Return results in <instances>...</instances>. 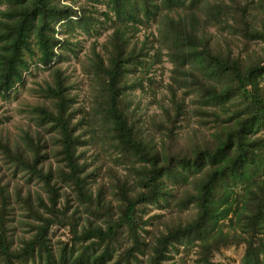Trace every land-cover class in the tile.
Segmentation results:
<instances>
[{
    "label": "trees",
    "instance_id": "trees-1",
    "mask_svg": "<svg viewBox=\"0 0 264 264\" xmlns=\"http://www.w3.org/2000/svg\"><path fill=\"white\" fill-rule=\"evenodd\" d=\"M77 29L91 108L63 66ZM32 68L53 78L36 127L0 135V264H221L231 244L264 264V0H0V97Z\"/></svg>",
    "mask_w": 264,
    "mask_h": 264
},
{
    "label": "rangeland",
    "instance_id": "rangeland-1",
    "mask_svg": "<svg viewBox=\"0 0 264 264\" xmlns=\"http://www.w3.org/2000/svg\"><path fill=\"white\" fill-rule=\"evenodd\" d=\"M106 31H104V35L100 36L98 39L100 44H103L107 38V34L111 33V30H109L107 33ZM149 31H145L144 29H142L138 33V36L140 37V39H144L145 34ZM59 35L61 37L65 36L62 34ZM72 40L75 42H79L78 46H75L77 54L73 53L72 51H69V59L66 60L65 63H63V66H65V68L67 69L70 81L75 87L74 91L79 94L80 103H82L83 99H85V101L87 100L86 104L88 108H91V105L93 104V99L96 95V85L93 81L91 73L89 72V57L91 55V49L95 41V35L91 36L90 34H87L83 29H77L75 37ZM164 59L166 60L164 65L165 82H172L173 79L170 76L172 74L173 63L167 60L168 58L166 56L164 57ZM32 71L34 72L33 75H31V73L26 74L25 87H20L19 89L14 90L11 93L10 97L7 99H3L0 97V135H5L6 137L11 138L13 142H17L18 140H20L21 134L24 129L28 128L29 126L32 128L36 127L34 116H32L31 106L40 102V93L36 92L35 89H38L40 83H44L45 79L52 80L53 78L49 70H35V68H32ZM156 72L157 74H160L161 68L158 69ZM35 74L36 76H34ZM134 95L135 100L138 101L141 99V109L143 110V108H146V105L150 100V96L141 97L139 90H136ZM179 95H183L182 89L179 90ZM170 96L171 92L166 87L159 90L157 94L158 99L164 101L165 104H170ZM149 110L150 112L159 111L160 107L158 104L151 105ZM93 154L94 150L90 148L87 152V156L90 157ZM105 156L111 163H115L114 159H111L108 153ZM1 159L2 157L0 156V162L2 161ZM11 170L13 171V168H11ZM20 174L23 176L22 173ZM14 181L15 180L12 179V184L14 183ZM22 181H25V177L22 179ZM38 188L39 186L36 183L32 185L33 190H36ZM23 192H26V188H23ZM43 194L45 195L44 192ZM159 210L160 209L157 208L156 205H152L149 214H153ZM22 213L23 210H21L16 215V218L18 220L17 224H19L20 232H24L27 228V225L24 222L19 223V220L26 218L25 214ZM231 215H233V213H231ZM233 222L234 224L231 227L229 225V228H225V230H239L240 227L237 224V218L235 216H233ZM56 233V239H58V241L63 240L64 236L61 235L60 231L57 230ZM244 252V245H227L222 248V252L217 255V259L221 264H240ZM194 256H196L195 253L192 254V263L194 262ZM25 264H34V262L28 261Z\"/></svg>",
    "mask_w": 264,
    "mask_h": 264
}]
</instances>
